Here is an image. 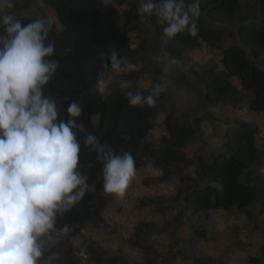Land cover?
Here are the masks:
<instances>
[{"label":"trees","instance_id":"16d2710c","mask_svg":"<svg viewBox=\"0 0 264 264\" xmlns=\"http://www.w3.org/2000/svg\"><path fill=\"white\" fill-rule=\"evenodd\" d=\"M139 3L140 0H115L111 4L102 0H25L23 4L15 3L11 12L25 24L37 18L51 21L48 39L55 44L53 59L58 61L59 70L45 87V95L57 100L60 118H67L66 109L71 100L83 106V114L78 120L85 129L78 136L82 165L79 170L88 176L89 187L84 198L70 212L58 216L52 231L63 234L67 239L78 237L90 222H101L102 212L112 197L103 191V163L96 159L94 151L84 146L86 133L98 136L117 155L131 153L136 171L142 168L145 159H150L162 173L164 181L170 179L172 169L188 161L185 150L197 135L196 126L170 112L164 119L167 137L155 144L146 140L154 129L157 106L166 97L171 99L169 91L173 90L164 87L165 91L156 98L155 107H133L124 92H140L146 97L155 85H162L156 77L149 88L141 91L132 83L127 90L120 89L116 83L107 93L98 92L96 78L107 71L105 66L109 64L111 49L129 60L140 57L148 46L146 42L141 48H132L130 33L139 31L147 34L143 27L149 29L158 47H164L169 56H175L173 58L180 62L183 54L203 47L220 49L221 41L232 36L225 29L237 26L234 34L236 44L221 52L222 66L209 64L207 70L192 71L191 74L197 87L202 89L205 106L237 108L243 101V95H247L250 96L248 109L264 114V0H256L253 9H243L241 0H199L198 35L192 37L185 32L171 39L164 35L165 25L159 24L155 15L147 17L138 13ZM122 4H127L128 9L120 26L118 5ZM0 34H3L2 27ZM159 40L164 42L162 46ZM182 68L186 69L185 65ZM131 78L133 76L124 77L123 81ZM233 81L238 82L239 89ZM65 96L69 98L67 101L63 99ZM94 116H97L96 123L93 122ZM225 125L227 129L221 152L212 153L208 158H197V174L204 184H191L178 195L181 209L187 215L200 216L216 210L244 211L256 204L259 187L264 185V174L261 173L264 155L257 146L260 130L256 124L242 120H226ZM184 179L192 181L191 178ZM178 198L172 200L158 196L143 201L159 207L176 202ZM65 225L70 226L68 233L62 231ZM136 237H140V231ZM85 250L87 264L102 259L110 264H139L117 254L107 257L100 246H89ZM51 253L57 254L52 264H78L81 261L73 254V247L67 244L52 245L45 251V257ZM192 258L197 259L194 255ZM263 262L264 258H248V264Z\"/></svg>","mask_w":264,"mask_h":264},{"label":"clouds","instance_id":"9594fccd","mask_svg":"<svg viewBox=\"0 0 264 264\" xmlns=\"http://www.w3.org/2000/svg\"><path fill=\"white\" fill-rule=\"evenodd\" d=\"M13 7L14 0H0V264H52L57 254L45 257V239L58 216L70 212L89 187L88 176L79 170L78 136L85 129L78 120L83 106L71 100L67 118H60L57 100L44 92L59 70L53 59L55 44L48 39L51 21L37 18L25 24L6 11ZM137 11L141 16L155 15L170 39L185 32L192 37L199 33V0H140ZM108 58L107 71L96 78L101 90L108 77L137 67L115 49ZM179 64L170 58L163 70L170 72ZM117 83L122 90L131 88L129 81ZM164 91L157 84L146 97L132 91L124 95L133 107H155ZM84 146L103 163L104 193L123 196L136 175L132 154L117 155L91 132L85 134ZM62 231L68 233L70 226Z\"/></svg>","mask_w":264,"mask_h":264},{"label":"rangeland","instance_id":"374dc122","mask_svg":"<svg viewBox=\"0 0 264 264\" xmlns=\"http://www.w3.org/2000/svg\"><path fill=\"white\" fill-rule=\"evenodd\" d=\"M102 1L109 4L115 2ZM255 1L241 0V6L243 9L254 5L256 7ZM17 2L23 4L25 0H14V4ZM12 9L6 11L11 13ZM118 9L119 24L122 26L128 5H118ZM236 28L237 26H233L225 29L226 32L230 31L232 36L221 41L220 49H207L204 62L195 63L191 58L184 63L186 69L174 66L170 72H164L163 68L165 63L175 56H167L164 47H158L149 29L143 27L147 34L139 31L129 34L132 48H141L144 43H148L140 57L129 59V62L137 66L136 70L108 77L106 87L103 90L98 87V92L107 93L117 81L131 76L133 78L126 81L134 84L139 91L149 88L155 77L161 80L163 87L172 88L173 91H169L172 98L166 97L157 106L154 129L146 140L155 144L167 137L164 119L168 113L182 116L190 125L197 127L193 143L185 150L188 161L172 169L170 179L164 181L162 173L153 162L145 159L124 195H113L109 199L102 212L101 222H90L84 229V234L72 239L51 232L45 239V251L52 245L58 247L67 244L73 247V254L77 256L81 249L95 245L106 251L107 257L117 254L139 264H248L250 257L264 258V185L259 187L254 207L244 211L216 210L200 216H190L182 211L178 198L187 186L204 184L197 174V158H208L212 153L221 152L225 142L226 120H242L256 124L260 130L257 146L264 155V114L248 109L250 96L243 95V101L237 108L205 106L202 89L197 87L195 77L191 74L192 71L207 70L209 64H215L217 67L221 65L222 50L236 44ZM159 41L162 46L164 42ZM233 85L239 88L238 82L233 81ZM93 122H97V116L93 117ZM261 173L264 174V162ZM185 177L191 178L192 181L184 179ZM158 196L179 200L159 207L143 201ZM139 231L140 237L137 238ZM88 255L91 258L90 252ZM193 255L197 257L196 261L192 258ZM90 263L110 264L105 259Z\"/></svg>","mask_w":264,"mask_h":264},{"label":"crops","instance_id":"0c3cea01","mask_svg":"<svg viewBox=\"0 0 264 264\" xmlns=\"http://www.w3.org/2000/svg\"><path fill=\"white\" fill-rule=\"evenodd\" d=\"M206 52H208L207 48L203 47V49H201V51L199 53H196L195 51H193V52L183 54V56H182L183 58L181 57V59H180V62L182 63L180 66L183 67L184 63H186L187 61H190L191 58H192L191 61H196L195 63L204 62V60L206 59L205 57H207ZM166 55L169 56V54H166ZM169 57H171V56H169ZM187 57H190L189 60L186 59ZM171 58H173V57H171Z\"/></svg>","mask_w":264,"mask_h":264},{"label":"built area","instance_id":"2783aa9c","mask_svg":"<svg viewBox=\"0 0 264 264\" xmlns=\"http://www.w3.org/2000/svg\"><path fill=\"white\" fill-rule=\"evenodd\" d=\"M78 257L81 259V261L78 264H87V254H86V250L82 249L79 254Z\"/></svg>","mask_w":264,"mask_h":264}]
</instances>
